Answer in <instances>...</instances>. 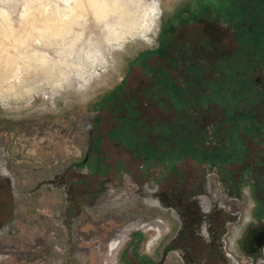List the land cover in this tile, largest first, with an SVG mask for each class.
I'll return each instance as SVG.
<instances>
[{
	"label": "flooded vegetation",
	"instance_id": "af4514ba",
	"mask_svg": "<svg viewBox=\"0 0 264 264\" xmlns=\"http://www.w3.org/2000/svg\"><path fill=\"white\" fill-rule=\"evenodd\" d=\"M220 20L233 29L230 41ZM161 22L154 46L138 63L128 59L105 100L107 135L123 131L146 159L137 175L131 161H112L121 149L104 150L96 138L97 108L75 111L55 139L26 140L24 158L11 153L12 135H1L0 190L14 217L0 228L61 226L71 259L103 264L97 248L132 217L153 215L170 233L151 264H264V0H193ZM182 110L190 122L178 133ZM96 152L106 154L105 170L119 163L121 172L87 191Z\"/></svg>",
	"mask_w": 264,
	"mask_h": 264
},
{
	"label": "rangeland",
	"instance_id": "374dc122",
	"mask_svg": "<svg viewBox=\"0 0 264 264\" xmlns=\"http://www.w3.org/2000/svg\"><path fill=\"white\" fill-rule=\"evenodd\" d=\"M24 1L0 0V10L7 12L8 15L11 14L10 17H14L13 21H16L15 23L20 22ZM43 1L48 4L52 1H56V4L62 3V0ZM150 1H154L157 6L153 11L156 14L151 15L153 16L152 25L139 34L129 35V38L121 42L110 44V47L107 49L108 62L105 64L101 62L102 55H99L97 60L90 65L94 66V68L91 69L89 78L79 76L78 69L81 66L80 60L82 59H80L79 55L73 54L78 47L75 49L70 45L73 41L72 39L78 41L79 44L86 43L85 35L76 36V30H70L68 33H54L49 37V34L39 27L36 28L34 33L32 32L30 42L14 54V58L19 62L17 66L11 63L8 80L3 81L0 74V136L6 134L12 135V154L16 153L17 157L24 158L26 153H21V148L26 144V140L36 142L44 139L46 136L54 138L57 136L56 134H61L63 131L69 129V125L72 128V122L69 123V121L75 111L78 112V110L83 109L94 110L97 108V117L101 121L97 123L96 138L97 136L100 137V134L102 135V141H98L97 143L99 144L100 142L104 146V150L107 151H109L111 146L119 150L121 149V153H114L112 161L115 162L117 159L119 161H124L125 159L131 161L132 165H129L130 168H127V170L137 175L138 170L136 169V165L146 159H143L141 157L143 155H139L138 151H134V149L130 150L131 146L125 142L124 139L126 137L123 135V131H114L112 133L114 136L107 135L106 131L109 130H107V125L109 126L107 122L110 121L108 117L111 115L108 114L109 105H105L106 95L121 79L122 73L124 74L123 71L126 70V66L129 64L128 59H132V62L138 63V60L143 59L140 56V51L154 46L155 35L162 24V19L172 17L179 8H186L192 5L193 0ZM208 1L213 2V0H205V2ZM227 7L233 10L232 2L230 6L226 2L225 10ZM212 10H208V15L212 13ZM135 18L138 19L139 17L135 16ZM116 19L117 16L113 14V21H117ZM217 25H223L227 36L226 41H230L233 38V29L230 25L227 23L223 24L222 20L217 21ZM83 27L85 31L89 32V26L86 22ZM83 45L88 49L87 43ZM105 46V41H99L98 47L102 48V51L107 48ZM98 47L93 45L92 49H97ZM102 51L100 54H103V57H105V51ZM45 58H48L50 61L53 59H63L62 61H67L68 64L72 65L70 67L71 70L54 71L52 75H49L46 67L42 64ZM86 60L87 62H91L88 59ZM74 64H76V68L73 67ZM139 66V69H142V66ZM189 114L190 112L187 114L186 110H182L179 116L173 118L175 123H177L176 128L178 133L181 130H188L187 124L190 122ZM187 117H189V120ZM119 122L121 121L118 120L117 123L119 124ZM75 123L77 124V117ZM136 132L138 130L133 131V133ZM143 132L146 133V131ZM94 138L95 136L92 141L95 140ZM109 138L113 139L110 140L112 143L108 141ZM104 140H106L105 143ZM64 147L67 148V151L72 150V146ZM127 147L129 148L128 150H126ZM78 155L82 156L83 153H78ZM107 161L106 154L104 155V153L96 152L92 154L89 160L91 169L89 174L84 175L83 189L87 191L98 189L104 184L103 180L106 177L117 178L120 176V164L117 163L116 168L113 170L110 168L109 170H105L106 164L104 162L106 163ZM124 164L126 163L124 162ZM9 199V194L4 189L0 190V213L2 214L0 220L5 219V221H9L14 217L12 209H10ZM134 216L138 217L137 215ZM152 219L154 222L150 224V220ZM244 220L249 222L250 219L245 217ZM124 225L117 229L116 235L108 240L106 247L97 248L96 250L97 253H103V256H105V264H151L150 260L155 261L158 245L170 233L168 225L166 226V223L159 218H153V215H142L137 219L132 217ZM240 227L235 228L234 235L238 234ZM29 230L30 228L24 227L20 232L14 233L11 228H0V264H49L48 261L52 260H55L54 264H58L60 253L55 248L43 247L38 249L37 252L32 253L31 256H28V248L33 242L42 245L46 239L43 232H30ZM14 248L16 249V254L8 253L10 251L13 252L12 249ZM66 250L69 259L64 262L60 260V262L63 264H77L76 260L70 258L73 249L69 248L68 250L66 245Z\"/></svg>",
	"mask_w": 264,
	"mask_h": 264
},
{
	"label": "bare ground",
	"instance_id": "6f19581e",
	"mask_svg": "<svg viewBox=\"0 0 264 264\" xmlns=\"http://www.w3.org/2000/svg\"><path fill=\"white\" fill-rule=\"evenodd\" d=\"M55 2L48 4L43 0H25L22 17L17 23L13 21L14 17H10V13L8 15L0 10V74L3 81L8 80L11 63L17 66L19 62L14 58V54L30 42L32 32L38 27L46 31L49 37L54 33L64 34L70 30H76V36L85 35L88 49L83 45L86 43L79 44L74 39L70 45L75 49L78 47L77 50L74 49L73 54L82 59L78 69L79 76L89 78L90 71L94 68L90 65L98 56L102 55L101 62L104 64L108 62L107 49L110 44L121 42L129 38V35L133 36L148 29L153 23L151 15L156 14L153 11L157 8L155 2L150 0H62L61 4ZM113 14L117 16V21H113ZM135 16L139 18L136 19ZM85 22L89 26V32L83 27ZM99 41H105V57L100 54L102 48L98 47ZM93 45L98 48L92 49ZM62 60L50 61L45 58L42 64L49 75H52L54 71H66L72 66Z\"/></svg>",
	"mask_w": 264,
	"mask_h": 264
},
{
	"label": "built area",
	"instance_id": "2783aa9c",
	"mask_svg": "<svg viewBox=\"0 0 264 264\" xmlns=\"http://www.w3.org/2000/svg\"><path fill=\"white\" fill-rule=\"evenodd\" d=\"M150 224H152V223H150ZM12 230L14 231V233L18 232V229L14 225L12 226ZM29 231L30 232H36V231L43 232L45 234L46 239L44 240V243L42 245L37 243V242H33L31 244V246L28 248V252H27L28 256L29 255L31 256L32 253L37 252L38 249L43 248V247H50L52 249L55 248V249H57V252L60 253V256L58 257L59 258L58 264H63L62 262H64L67 259L66 255L68 254V252H66L67 251L66 245H67L68 250H69V248H72L73 252H74V248L68 244L67 232L61 226L48 225V226H45L43 229L30 228ZM12 251L13 252L10 251L8 253L16 254L15 248L12 249ZM60 260L62 262H60ZM48 262H49V264H54L55 260L48 261ZM103 264H105V260H104Z\"/></svg>",
	"mask_w": 264,
	"mask_h": 264
}]
</instances>
